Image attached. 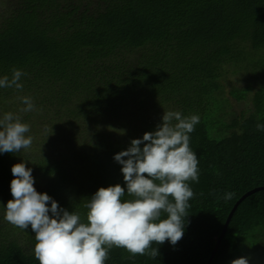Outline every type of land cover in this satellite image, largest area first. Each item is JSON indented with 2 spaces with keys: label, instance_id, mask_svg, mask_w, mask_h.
<instances>
[{
  "label": "trees",
  "instance_id": "obj_1",
  "mask_svg": "<svg viewBox=\"0 0 264 264\" xmlns=\"http://www.w3.org/2000/svg\"><path fill=\"white\" fill-rule=\"evenodd\" d=\"M259 50L264 51V0H0V78H11L13 68L26 73L22 91L0 88V118L21 109V97L28 96L49 116L43 122L52 135L66 130L71 136L70 128L79 127L80 155L95 168L96 179L74 181L66 162L53 158L32 166L54 174L38 192L86 219L85 204L100 187L126 189L114 156L127 147L106 133L107 122L115 121L122 107H144L150 99L146 107L152 103L198 115L190 148L198 158L199 182H188L194 197L182 239L174 246L154 243L160 253L155 259L130 258L114 247L105 264H208L236 203L264 187V131L257 129L264 124V83L252 94L250 82L231 88L238 102L250 100L239 113L220 78L225 63L249 61L248 53ZM249 64L247 70L264 72V61ZM216 105L220 114L213 111ZM218 130L223 135L216 136ZM26 152L0 153L5 209L13 198L12 166L31 158ZM227 192L235 195L225 201ZM10 225L0 220V264H39L31 227L23 243L9 238ZM260 233L264 188L239 204L212 264H231L232 253H252L255 259L264 252V237L253 243ZM229 237L245 240L246 246H235Z\"/></svg>",
  "mask_w": 264,
  "mask_h": 264
},
{
  "label": "clouds",
  "instance_id": "obj_2",
  "mask_svg": "<svg viewBox=\"0 0 264 264\" xmlns=\"http://www.w3.org/2000/svg\"><path fill=\"white\" fill-rule=\"evenodd\" d=\"M24 75L13 68L11 78H0V88L22 91ZM21 100L25 105L21 112L35 110L31 97ZM199 122L198 115L164 112L155 131L145 132L115 154L126 189L120 184L100 187L85 204L86 219L61 208L47 192H38L32 169L25 162L16 163L10 185L13 198L4 219L21 230L31 227L39 264H105L114 247L125 249L130 258L147 255L155 259L160 253L154 243L159 246L168 241L174 246L184 235V218L194 197L188 182H199L198 158L190 148V133ZM257 129L264 131V124H257ZM30 131L19 115L5 113L0 118V153L29 149ZM126 195L131 199H124ZM234 195L227 192L222 199L231 200ZM231 264H249V260L242 256Z\"/></svg>",
  "mask_w": 264,
  "mask_h": 264
},
{
  "label": "rangeland",
  "instance_id": "obj_3",
  "mask_svg": "<svg viewBox=\"0 0 264 264\" xmlns=\"http://www.w3.org/2000/svg\"><path fill=\"white\" fill-rule=\"evenodd\" d=\"M259 50L255 51V53L250 54L248 53V60L253 62L255 59H259L261 61H264V51ZM240 61L233 60L229 63H225L223 67L221 68V80L223 82V85L225 86V96L230 97L233 103V108L235 111L241 113L243 108L246 105H250V100L247 101H240L238 102L234 97H232L231 94V88L232 87H246L247 84L250 82L252 85V90H250L251 94L256 91V88H258L262 82L264 83V72H258L254 73L253 70L248 69L247 66L249 64V61L243 60L242 57H240ZM250 65V64H249ZM263 75H262V74ZM258 85V86H257ZM17 97H15L16 100ZM19 101H17L18 104ZM147 102H150V99H147L145 104ZM153 102V101H151ZM143 105L144 107H138L136 105H129L122 107L117 113L118 117H116L115 121H109L107 122L106 126V133H109L113 138L118 139L120 142H122L123 146H126L127 148L130 146L131 141L136 138H142L145 132L155 131L158 124L162 123V117L164 112H167L166 109L167 106H154L149 105L148 107ZM25 107V105H23ZM21 107V109L23 108ZM217 110V111H216ZM169 111V110H168ZM213 111H216L220 114L222 110L219 109L218 105H216L215 108H213ZM35 112H38V114H35ZM14 114L19 115L22 119V122L27 123L30 125L31 131L27 135H31L33 137V143L31 147L25 151L26 154L30 155L27 159H23L26 163V166L32 169V174L35 178V187L37 191L44 190L46 186V182L48 179H51L54 177V174H44L43 170L40 171L37 169V171H34V166H32L35 162L41 159L46 158H53L56 161L59 160V162H66L63 164L65 168L68 170L71 175H73V178L79 181L81 179V176H84L83 178L86 179H96L97 178V172L95 168H92L88 164V160L86 161L84 159V156L80 153L83 152L81 144L76 140L78 136H81V133L79 132V127H71L70 133L71 136L68 135V131L61 132L59 131V134L57 136L56 133H51V126L46 125L43 122V118L49 119V116H47L46 113L42 112V107H35V110L28 113H23L18 110V108L15 107ZM21 115H20V114ZM27 114H29V118L27 121L23 120L25 117H27ZM41 115V116H40ZM47 116V117H46ZM46 121V120H45ZM44 123V124H43ZM175 123V121L173 122ZM215 135H223L222 130L215 131ZM86 135V133H84ZM33 157V158H32ZM84 161V163H83ZM73 162H77L75 164V168H71L70 165ZM70 163V164H68ZM86 163V164H85ZM65 194V193H64ZM66 197V195H65ZM5 204L0 201V220H4V215L6 212ZM6 221V220H5ZM7 224L10 225L6 221ZM11 229V235L9 236L10 239H19L23 243H26L29 238V233L25 230L22 231L21 229L14 227L13 225L8 226ZM260 236H257L255 238L256 241H253L254 244H259L261 242V239L259 237H264L263 233H260ZM231 241H234L235 246L245 247L246 241L243 239H237L236 237H229ZM242 255H236L235 253H232V260L237 259L239 257H247L249 260V264H264V252L258 251V256L254 259L252 253L244 254Z\"/></svg>",
  "mask_w": 264,
  "mask_h": 264
},
{
  "label": "water",
  "instance_id": "obj_4",
  "mask_svg": "<svg viewBox=\"0 0 264 264\" xmlns=\"http://www.w3.org/2000/svg\"><path fill=\"white\" fill-rule=\"evenodd\" d=\"M263 188H264V187L256 188L255 190H252V191L248 192L247 194H245V195H244V196H243V197H242V198L236 203V205L234 206L233 210L231 211V213H230V215H229V217H228V219H227V221H226V223H225V227H224V229H223V232H222V234H221V236H220V238H219V240H218V242H217V244H216V247H215L214 250H213V253H212V255H211L210 259H209L208 264H212V262H213V260H214V258H215V256H216V254H217V252H218V249H219V247H220V244H221L222 240H223L224 237H225V234H226V232H227V229H228L229 223H230V221L232 220V217H233L235 211L237 210L239 204H240L245 198H247L251 193H253V192L256 191V190L263 189Z\"/></svg>",
  "mask_w": 264,
  "mask_h": 264
}]
</instances>
